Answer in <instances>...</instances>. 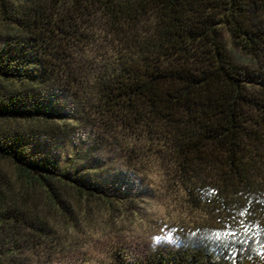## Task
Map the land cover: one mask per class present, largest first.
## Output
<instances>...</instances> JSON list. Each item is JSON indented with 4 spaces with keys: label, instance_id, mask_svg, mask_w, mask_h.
<instances>
[{
    "label": "trees",
    "instance_id": "1",
    "mask_svg": "<svg viewBox=\"0 0 264 264\" xmlns=\"http://www.w3.org/2000/svg\"><path fill=\"white\" fill-rule=\"evenodd\" d=\"M152 159L197 215L114 264H264V0H0V264L129 211Z\"/></svg>",
    "mask_w": 264,
    "mask_h": 264
},
{
    "label": "rangeland",
    "instance_id": "2",
    "mask_svg": "<svg viewBox=\"0 0 264 264\" xmlns=\"http://www.w3.org/2000/svg\"><path fill=\"white\" fill-rule=\"evenodd\" d=\"M20 127L32 129L27 124ZM90 131V128L76 129L70 140L62 144L59 152L62 159L74 156L77 141ZM98 158L111 161L115 172L131 174L126 171L124 156L116 149L106 147ZM152 161L142 174L138 172L127 180L128 189L119 186V189L123 187L122 193L134 199L129 211H117L108 218L96 215L89 224L79 220L76 229L68 234L60 233L64 237L62 246L52 250L46 244L26 248V264H114V257L122 252L133 263H146L158 250L171 247L177 228L190 223L197 212H192L181 194L173 189L168 171L156 160ZM6 170L11 173V168ZM110 187L111 191L116 188L114 183Z\"/></svg>",
    "mask_w": 264,
    "mask_h": 264
},
{
    "label": "snow or ice",
    "instance_id": "3",
    "mask_svg": "<svg viewBox=\"0 0 264 264\" xmlns=\"http://www.w3.org/2000/svg\"><path fill=\"white\" fill-rule=\"evenodd\" d=\"M170 238V237H169ZM161 239H164V237H161Z\"/></svg>",
    "mask_w": 264,
    "mask_h": 264
}]
</instances>
